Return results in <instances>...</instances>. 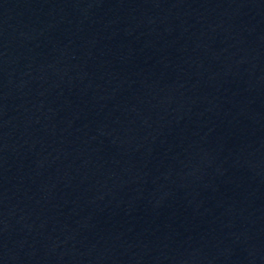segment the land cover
I'll list each match as a JSON object with an SVG mask.
<instances>
[{
  "label": "water",
  "instance_id": "water-1",
  "mask_svg": "<svg viewBox=\"0 0 264 264\" xmlns=\"http://www.w3.org/2000/svg\"><path fill=\"white\" fill-rule=\"evenodd\" d=\"M0 264H264V0H0Z\"/></svg>",
  "mask_w": 264,
  "mask_h": 264
}]
</instances>
